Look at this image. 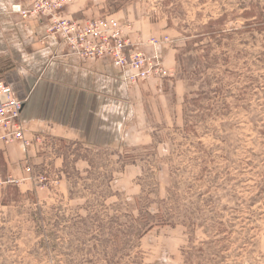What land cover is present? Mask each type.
<instances>
[{"label": "rangeland", "instance_id": "374dc122", "mask_svg": "<svg viewBox=\"0 0 264 264\" xmlns=\"http://www.w3.org/2000/svg\"><path fill=\"white\" fill-rule=\"evenodd\" d=\"M74 4L168 39L179 86L120 145L46 141L44 189L2 155L0 264H264V0Z\"/></svg>", "mask_w": 264, "mask_h": 264}, {"label": "crops", "instance_id": "0c3cea01", "mask_svg": "<svg viewBox=\"0 0 264 264\" xmlns=\"http://www.w3.org/2000/svg\"><path fill=\"white\" fill-rule=\"evenodd\" d=\"M14 3L0 0V80L25 103L22 124L28 145L0 143V157L13 176L8 183L32 189L35 171L52 165L59 168L61 156L48 149L46 141L73 139L97 148L120 145L137 133L138 124L145 127L146 118L141 117L146 115L148 99L168 107L170 93L179 86L171 79L177 57L168 39H156V45L147 41L152 28L143 30L144 45L135 43L140 33L131 26L127 32L134 47L149 55L160 53L167 70L161 80L130 86L109 58L81 60L68 51L60 35L47 34L46 20H26L11 11ZM77 4L61 14L90 16L94 6Z\"/></svg>", "mask_w": 264, "mask_h": 264}, {"label": "built area", "instance_id": "2783aa9c", "mask_svg": "<svg viewBox=\"0 0 264 264\" xmlns=\"http://www.w3.org/2000/svg\"><path fill=\"white\" fill-rule=\"evenodd\" d=\"M76 0H15L11 11L24 19L46 20L47 34L61 36L68 51L81 60L109 58L125 76V81L138 84L152 78L163 79L166 71L162 55H152L134 47L118 20L113 17L87 21L62 15ZM155 44L156 41H151ZM156 45V44H155ZM25 103L18 99L11 86L0 80V143H20L24 148L28 141L22 124ZM47 177L35 176L38 187H45Z\"/></svg>", "mask_w": 264, "mask_h": 264}]
</instances>
